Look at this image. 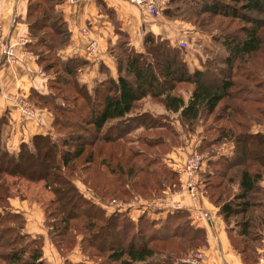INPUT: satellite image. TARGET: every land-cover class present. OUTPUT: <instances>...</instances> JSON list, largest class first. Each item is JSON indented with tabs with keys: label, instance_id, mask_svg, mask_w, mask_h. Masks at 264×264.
Segmentation results:
<instances>
[{
	"label": "trees",
	"instance_id": "16d2710c",
	"mask_svg": "<svg viewBox=\"0 0 264 264\" xmlns=\"http://www.w3.org/2000/svg\"><path fill=\"white\" fill-rule=\"evenodd\" d=\"M59 2L26 4V48L47 76V92L30 90L27 98L51 114L58 137L33 135L15 153L0 148V261L45 264L41 237L23 233V216L8 204L41 182L50 193L38 201L43 226L61 256L77 245L92 264H173L205 241L187 209L159 222L104 205L178 188L166 156L194 136L193 150L211 156L198 172L202 196L216 207L241 263L252 264L264 235V130L252 128L264 126V0H167L165 19L208 36L202 54H194L200 68L189 70L191 51L164 38L146 32L135 51L116 30L107 46L116 75L95 81L91 92L77 80L86 61L59 55L69 41ZM144 102L163 112L143 109ZM223 143L229 153L217 155Z\"/></svg>",
	"mask_w": 264,
	"mask_h": 264
},
{
	"label": "crops",
	"instance_id": "0c3cea01",
	"mask_svg": "<svg viewBox=\"0 0 264 264\" xmlns=\"http://www.w3.org/2000/svg\"><path fill=\"white\" fill-rule=\"evenodd\" d=\"M26 4L27 0H0V27L5 40L9 43H15L20 36H27L30 40L24 22ZM55 7L61 12L62 19L69 31V41L59 50V55L61 58L76 57L86 61L77 71V80L83 83L89 92H91L95 81L103 79L106 75L113 78L116 75L115 62L107 51L108 44L116 41V30L126 33L128 44L135 51L141 50V39L146 32L168 40L171 45H178L179 41L186 43L200 41L201 44H206L205 40H207L205 39L206 34L195 31L185 21L167 20L161 14L158 17H150L124 0H82L75 4L60 0ZM82 28H87L90 35L97 38L99 54L96 59L84 56L82 47L85 39L80 34ZM26 44L23 46L14 45L16 56L14 63L10 65L0 64V118H3V121L0 122V148L12 153L16 152L20 143L29 144L33 135L51 134L52 131V116L48 111L35 107L29 100L35 108V117L23 119L14 103L7 99L9 94L16 91L23 93L26 97H28L30 90H35L41 94L47 92V76L43 71L42 74L37 72V69L40 68L36 64V57L26 48ZM184 59L189 70L200 68V62L194 54H186ZM99 66L102 68L100 69ZM146 103L150 102H144L143 109L155 113L163 112L161 106L150 103L152 106H156L150 107L149 105L146 106ZM175 125L179 128L177 124ZM252 128L253 130H264L263 125ZM196 142V137L191 136L185 140L183 145L172 148L167 154V161L170 162L171 167L180 164L187 153L193 149ZM230 147L229 143H223L219 147L217 155L229 153ZM203 153L205 158L201 167L204 166L206 159L211 158L208 152L204 151ZM40 183L36 184L40 185ZM260 184L264 196V178ZM179 199L183 208L188 211V207L192 205L191 201L184 193L179 196ZM8 204L9 210L18 212L23 216L22 232L41 237V254L45 264H65L64 261L77 263L84 259L77 245L65 256H61L57 252L47 236L46 228L43 226L42 207L35 199L13 196L8 199ZM198 204L208 210L210 214L209 223L199 222L195 225L203 229L205 237L203 245L206 251L205 260L202 264H242L237 253L228 243L223 223L216 215V207L204 197ZM104 207L107 212L113 210L108 202ZM139 213L138 209L130 210V216L133 220ZM163 217L164 214H155L150 218L161 222Z\"/></svg>",
	"mask_w": 264,
	"mask_h": 264
},
{
	"label": "built area",
	"instance_id": "2783aa9c",
	"mask_svg": "<svg viewBox=\"0 0 264 264\" xmlns=\"http://www.w3.org/2000/svg\"><path fill=\"white\" fill-rule=\"evenodd\" d=\"M66 3L75 4L82 0H64ZM129 4L137 7L143 14L150 17H158L161 10L164 8L167 0H124ZM83 37V53L86 58L96 59L99 54V45L97 38L90 35L87 28L80 30ZM30 40L27 36H20L15 43H9L5 40L0 27V64H12L16 61L14 53V45L23 46ZM178 46L188 51L189 43L179 41ZM36 57V55H34ZM39 74H42L40 69H37ZM7 99L12 101L19 111L21 118L35 117V108L29 99L18 91L11 93ZM1 147V141H0ZM205 154L199 153L191 149L185 159L180 164L173 165V169L177 174L179 187L177 189H165L160 195L153 198L142 199L138 196L132 197L128 202H123L119 199H111L108 204L116 210H126L130 214V210L138 209L140 212H146L148 216L155 214H165L172 210L182 208L179 196L184 195L191 201L192 205L188 207L189 218L193 225L199 222L209 223V211L201 207L198 202L202 199L201 182L198 179V172L201 169ZM206 248L202 244L197 248L188 249L184 255L174 264H202L205 260ZM258 254L252 264H264V235L261 240V245L258 248Z\"/></svg>",
	"mask_w": 264,
	"mask_h": 264
},
{
	"label": "rangeland",
	"instance_id": "374dc122",
	"mask_svg": "<svg viewBox=\"0 0 264 264\" xmlns=\"http://www.w3.org/2000/svg\"><path fill=\"white\" fill-rule=\"evenodd\" d=\"M198 32V31H197ZM200 33V32H199ZM208 37V36H207ZM205 38L207 40H205L206 44L208 45V38ZM192 42V43H191ZM206 44H201L200 41L196 42V41H190L189 42V47H188V51H191L189 53V55H193V54H196L197 56L198 55H201L202 54V48L203 47H207ZM185 51V50H184ZM145 105V104H144ZM149 105L150 107H156V106H152V104L150 103H146V106ZM157 111V110H156ZM51 135L54 136V137H58L55 133H53L51 131ZM167 157V156H166ZM32 184H29L27 185L28 187L26 188V190H23L24 192V197L26 198H30V199H35V201L38 203V201H41L43 202L44 200H47L48 197L50 196L49 192L47 190H43V188L39 185V184H35V185H32ZM23 189V188H22ZM132 198V197H131ZM149 199V198H147ZM121 200V199H119ZM109 201V200H108ZM107 201V202H108ZM123 201V200H121ZM128 201V200H127ZM106 202V203H107ZM123 202H126V201H123ZM40 203V202H39ZM145 214H147L146 212H143ZM141 214V212L139 213ZM146 217V216H145ZM147 217L150 218V216H148L147 214ZM25 240H23L22 242L24 243ZM89 260V259H88ZM82 260L80 262H84L85 264H92L91 260ZM0 264H3L1 261H0Z\"/></svg>",
	"mask_w": 264,
	"mask_h": 264
}]
</instances>
